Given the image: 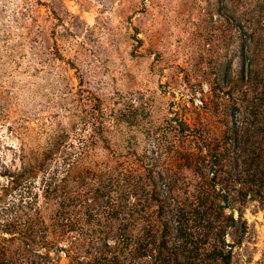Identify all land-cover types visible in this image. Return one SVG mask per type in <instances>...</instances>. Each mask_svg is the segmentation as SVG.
Returning <instances> with one entry per match:
<instances>
[{
  "label": "rangeland",
  "instance_id": "rangeland-1",
  "mask_svg": "<svg viewBox=\"0 0 264 264\" xmlns=\"http://www.w3.org/2000/svg\"><path fill=\"white\" fill-rule=\"evenodd\" d=\"M26 164L57 183L88 177L82 199L150 173L174 187L166 225L192 212L232 245L231 264H264V0H0V245L27 200L11 184ZM34 177L24 212L51 232L59 200L46 204ZM69 193L81 242L117 225L86 219V205L75 215ZM113 195L111 210L127 206Z\"/></svg>",
  "mask_w": 264,
  "mask_h": 264
},
{
  "label": "trees",
  "instance_id": "trees-1",
  "mask_svg": "<svg viewBox=\"0 0 264 264\" xmlns=\"http://www.w3.org/2000/svg\"><path fill=\"white\" fill-rule=\"evenodd\" d=\"M45 164H26L30 168L33 167V170L29 171L28 167L23 166L20 167L17 177L11 176V184H24L20 194L21 199L27 200L22 199L19 204L13 205L17 207V212L8 209L16 216L10 220L4 219L8 222L4 228L9 238L4 240V245H0V264H4L6 260H9L10 264H53L49 254L54 251L64 253L75 264H231L232 245L220 241L217 233L210 241V234L205 225H192V212L187 211L189 218L186 225H180L179 222H176V225L164 223V203L160 198L165 194L168 195L166 199H171L174 187L170 182L155 179L148 173L131 175L130 185H127L126 174L120 173V176L111 177L99 185L95 195L86 194V198L82 199L81 193L78 192L86 187L88 177L81 175L72 179L71 185H68L63 176L60 183H57V172L45 177ZM36 173H42L43 176L40 182L46 204L59 200L54 211L55 229L51 232H48L46 225H38L39 219L24 212H31L33 209L34 201L31 202L33 199L30 195L35 189ZM114 188L116 194L123 196V200L127 202V206L123 204L118 207L121 209L119 211L111 210L114 198L117 199L113 195ZM71 190L78 193L71 201L74 203L72 212H76L75 215L80 214L81 207L86 205V219L106 220L107 217L117 222L112 231L108 228L105 237H94L81 242L85 235L82 229L77 225H70L78 221L69 213L71 210H68L69 206L66 204ZM33 197L36 198L37 193ZM89 199L91 200L88 203ZM23 216L28 219L26 223H22ZM133 221L137 225H133ZM141 222L147 225H139ZM71 229L77 231V237L67 236L66 232ZM212 229L210 228V231ZM220 230L221 228L215 227L216 232ZM205 237L207 239H203ZM109 238L113 240L111 245L107 243ZM61 244L66 246L60 247ZM43 248L44 253L40 251Z\"/></svg>",
  "mask_w": 264,
  "mask_h": 264
}]
</instances>
